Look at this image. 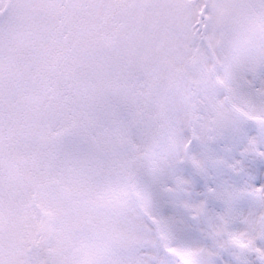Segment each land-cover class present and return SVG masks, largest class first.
Listing matches in <instances>:
<instances>
[{
    "label": "snow or ice",
    "instance_id": "snow-or-ice-1",
    "mask_svg": "<svg viewBox=\"0 0 264 264\" xmlns=\"http://www.w3.org/2000/svg\"><path fill=\"white\" fill-rule=\"evenodd\" d=\"M0 264H264V0H0Z\"/></svg>",
    "mask_w": 264,
    "mask_h": 264
}]
</instances>
